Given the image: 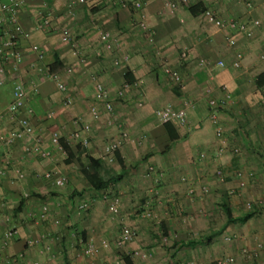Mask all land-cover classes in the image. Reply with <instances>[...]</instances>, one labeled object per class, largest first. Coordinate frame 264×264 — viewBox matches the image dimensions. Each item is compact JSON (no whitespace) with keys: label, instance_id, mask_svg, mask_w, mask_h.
<instances>
[{"label":"crops","instance_id":"crops-1","mask_svg":"<svg viewBox=\"0 0 264 264\" xmlns=\"http://www.w3.org/2000/svg\"><path fill=\"white\" fill-rule=\"evenodd\" d=\"M7 1L0 0V5ZM141 1L154 45L139 29L136 14L113 0H86L82 6L73 0H24L18 13L24 31L17 46L22 61L16 67L11 61L5 65L0 128L4 135L19 130L7 108L14 86L23 82L28 96L19 119H28L33 132L12 146L0 138V171H6L0 175V264L15 259L12 264H216L221 257L233 258L232 264H264V86H258L260 77L264 82V0H211L209 6L218 17L249 25L245 32L217 29L201 14L192 17L188 9L200 0ZM168 1L177 4L173 13L165 6ZM42 18L50 20L44 31L37 29ZM254 21L260 25L254 27ZM64 30L72 34L71 44L62 41ZM10 31L8 22L0 31V46ZM103 31L119 40L120 51L104 48L99 39ZM35 45L44 53L43 62L33 51ZM240 54V67L235 68ZM123 55L129 62L115 66V59ZM55 58L61 63L56 73L66 92L40 71ZM220 61L225 67L218 66ZM163 65L180 73V85L163 75ZM126 73L136 87H125ZM97 83L115 100L113 114L96 103ZM119 91L124 92L120 100ZM210 97L228 99L218 115L221 138L211 118ZM188 100L194 103L187 110L190 125L171 124L178 136L171 141L155 113L167 105L181 109ZM93 104L98 120L90 117ZM77 117L91 125L86 156L101 161L98 170L89 161L83 167L73 147L70 161L52 143L57 133L71 147ZM36 140L52 152L50 159L26 152ZM111 142L120 143L112 164L103 159ZM236 148L241 155H235ZM73 162L77 171L70 169ZM84 169L114 184L97 191L85 179ZM18 171L23 179L17 178ZM47 172L68 176V184L55 186L42 177ZM116 199L114 215L110 206ZM85 201L89 209L81 212L78 206ZM45 207L49 212L42 219ZM249 213L255 214L238 221ZM9 227L19 234L2 246ZM123 227L135 229L138 237L117 248ZM41 234L47 235L42 242ZM30 239L35 245H27ZM87 241L100 246L98 255L83 254Z\"/></svg>","mask_w":264,"mask_h":264},{"label":"built area","instance_id":"built-area-1","mask_svg":"<svg viewBox=\"0 0 264 264\" xmlns=\"http://www.w3.org/2000/svg\"><path fill=\"white\" fill-rule=\"evenodd\" d=\"M114 3L118 4L122 8H126L136 14V22L143 33L144 37L148 41L150 45L155 44V35L150 28L148 24V17L143 13V3L141 0H113ZM205 5V9L202 12V17H204L209 23H211L214 27L217 29H228L229 31H239V32H245L248 30L249 25L245 23H241L239 21H236L234 19L224 20L220 17H218L215 12L210 8L211 0H200ZM181 3L186 4L187 0H180ZM73 3L77 5H85L86 0H73ZM24 4V0H8L6 3H2L0 5V31L4 30L5 25L10 22L11 24V31L8 32L7 40L3 43V45L0 46V86H2L5 82L6 78V63L12 62L13 67H16L21 61L22 56L17 51V46L19 42V38L24 35V31L20 25L18 13L22 5ZM165 6L167 9L173 13L176 10L177 4L173 1H168ZM43 20L38 24L37 29L40 31H44L47 28L50 27V20L47 18H42ZM260 25L259 21H254L253 26L257 27ZM100 42L103 44L104 48L107 51H120L121 45L117 38L113 37V35L110 32L103 31L99 35ZM62 41L71 44L73 42L72 34L68 30H64L62 34ZM227 41L229 43H233V40L227 37ZM33 51L36 53L37 58L39 61L43 62L44 60V53L43 51L38 47L34 46ZM242 59V55H238V60L234 63L235 68L240 67V61ZM130 57L128 55H123L121 58L118 57L115 59L114 64L115 66H120L122 63L129 62ZM84 61V60H82ZM202 65H205L204 62L201 63ZM219 67H225V63L223 61H220L218 63ZM42 73H45L48 78L53 81L57 85V89L61 92H66L67 87L66 85L61 81V78L58 73L56 72H50L48 70V67H43L40 69ZM161 71L163 75L172 83L176 85H180L182 83V77L178 71L175 69L169 67L168 65H163L161 67ZM133 85L136 87L138 84L133 83L130 84L129 82L125 84V87H129ZM226 87H224L225 89ZM96 103L102 104L105 108V110L108 113H114L115 111V103L114 99L111 98L110 94L108 93L107 89L104 85L101 83L96 84ZM208 95L210 94V91L207 92ZM28 96V90L23 82H18L14 86L13 90V100L9 107L7 108V115L12 121H18L19 123V130L9 134L4 135L3 131L0 128V138L2 139L3 143L7 146H12L17 141H21L26 135H30L33 132V129L31 127V124L28 119H19V113L20 111L25 107L26 100ZM124 97V92L119 91L117 99L120 100ZM262 103L264 104V94L262 97ZM67 104L70 105L71 101L68 100ZM141 105V104H140ZM208 105L211 110V118L213 123L216 125V136L218 138H221L223 136V129L221 125L218 122V115L221 111H223L228 106V99L223 98L220 100H217L215 98L210 97L208 99ZM194 103L190 100L185 101L184 107L181 109H176L170 105H167L163 108H160L156 111L155 117L158 120V122L162 125H178L182 128H187L190 125V121L188 118L187 110L189 108H193ZM51 114H48L47 117L51 118ZM90 117L93 120H98L100 118V114L98 111V108L96 104H93L90 107ZM74 125L76 127L75 131L72 133V139L76 141L78 144H80L83 148H88L90 146V138L89 133L91 131V125L90 123H87L86 121H83L81 118L76 119L74 121ZM124 137L127 136L126 133L123 132ZM60 137L57 133L53 134L52 137V143L54 147L66 155V152L64 151L63 146L60 143ZM120 149V143L119 142H111L108 143L105 146V155L104 160L110 164L114 163L116 161V154ZM26 152L29 155H39L43 159H50L52 157L51 151H46L42 148V145L39 140H36L35 145L27 147ZM223 151H220V155H222ZM235 154L239 153V149L234 150ZM202 158H205V154H202ZM220 173V172H219ZM221 174V173H220ZM1 176L6 175V171H0ZM17 178L23 179V174L21 172H17ZM41 175H39L40 177ZM238 176L240 174L238 173ZM45 180L52 181L55 186L57 187H65L68 184V178L67 177H55L52 172H47L42 175ZM203 192H208V188L206 186L202 187ZM107 198V197H106ZM118 205L119 200L116 199L111 204V211L114 215H117L118 213ZM89 202L85 201L82 202L78 206L79 211H87L89 209ZM248 210L252 211L254 210L252 205H248ZM49 209L47 207L43 208V211L41 212V218L45 219L48 216ZM145 217L153 220H157L156 215H153L151 213H146ZM11 219H7V223H10ZM59 224V221H56V225ZM1 228V226H0ZM18 230L14 227H9L5 230L4 233V240L2 246H7L9 244V241L16 236H18ZM138 237V232L135 229L129 228V227H123L120 235L115 243L117 248L124 247L125 244L135 240ZM47 239L46 234H41L40 236V242ZM106 242H103V245H106ZM27 245L33 246L35 245V241L33 239H30L27 241ZM84 248H83V254L88 257H94L99 254L100 252V246L96 245L93 241H87L83 242ZM259 248H262V245H259ZM47 251L51 250V247H46ZM244 254L248 256L247 251H244ZM256 253H251V256L255 255ZM15 260H9L8 264H12ZM234 262V259L231 257H221L217 259L216 264H232ZM34 264H40L39 262H36ZM106 264V263H104ZM183 264H194L193 262H187Z\"/></svg>","mask_w":264,"mask_h":264},{"label":"trees","instance_id":"trees-1","mask_svg":"<svg viewBox=\"0 0 264 264\" xmlns=\"http://www.w3.org/2000/svg\"><path fill=\"white\" fill-rule=\"evenodd\" d=\"M204 9H205L204 3H202L201 1H198L194 5L190 6L189 9H188V11H189V13H190V15L192 17H197L200 14H202V12L204 11ZM60 67H61L60 61L57 58H55L54 59V63L48 66V70L50 72H56ZM125 79L128 82H132V80H133L130 77V73H126L125 74ZM260 79H261V77L258 80V86L259 87H263L264 86V82L262 83L260 81ZM165 127H166V130L168 131L170 140L171 141L177 140L178 139V136L174 133L175 131L173 130L172 126L170 124H168V125H165ZM60 143L63 146L64 151L66 152V155L68 156V158L70 159V161H72V159L74 157L72 147H70L63 139L60 140ZM88 161H89L90 165H92L96 170H98L100 168L101 161L96 160L95 158H93L91 156L88 157ZM83 175H84L85 179L88 181V183L92 186V188H94L97 191H103V190L107 189V187H109L110 184H114V183H112V179L106 181L99 174L90 173V171H88L86 169L83 170ZM226 212H227L228 218L231 219V213H230V211L227 210ZM254 214L255 213H249L244 218H242V219H240L238 221H240V222H246L250 218H252V216H254Z\"/></svg>","mask_w":264,"mask_h":264},{"label":"rangeland","instance_id":"rangeland-1","mask_svg":"<svg viewBox=\"0 0 264 264\" xmlns=\"http://www.w3.org/2000/svg\"><path fill=\"white\" fill-rule=\"evenodd\" d=\"M42 65V64H41ZM43 67H45L44 65H42ZM76 119H79L78 117L75 118L73 120V123ZM73 133V132H72ZM71 147H73V149L76 151V153L79 155V156H82V159H83V163H82V166L83 167H87L88 165V156L86 155H89V152H90V148H83L80 144H78L76 141H74V143L71 144ZM239 149V148H237ZM239 155H241V152L239 151L238 153ZM236 155V154H235ZM240 157V156H239ZM74 163V166L73 167H70V169H74L75 171H77L78 169H76V167L78 168V164L76 162H73ZM104 176L107 177V173H104ZM68 177V176H67ZM245 203V202H244ZM249 204H252L254 205L253 202H250Z\"/></svg>","mask_w":264,"mask_h":264}]
</instances>
